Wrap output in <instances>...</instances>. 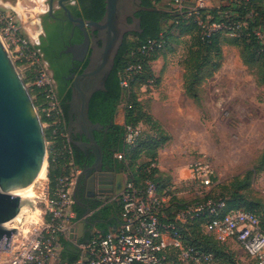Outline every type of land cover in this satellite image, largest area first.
Segmentation results:
<instances>
[{
  "label": "built area",
  "instance_id": "1",
  "mask_svg": "<svg viewBox=\"0 0 264 264\" xmlns=\"http://www.w3.org/2000/svg\"><path fill=\"white\" fill-rule=\"evenodd\" d=\"M32 1L35 7L25 4L24 0L0 1V34L22 74L24 68L31 76V81L26 82L46 133L50 132L47 136L48 168L51 158L55 160L58 155L63 156V172L52 184L47 170V180L40 194L32 199V204L23 208L17 218L6 224L16 231L10 237L9 247L0 248V264H220L214 252L196 247L182 231V224L200 216H206L203 223L206 233L224 244L237 243L252 264H264V218L249 209L227 210L225 200L196 199L206 196L217 182V170L208 156L190 162L192 182L189 185L194 197L172 220L162 210L170 194H161L158 183L150 176L145 177L142 186L134 178L127 177L124 190L111 201L120 204L114 224L105 230L95 228L88 239L79 238L75 226L79 216L75 208L74 187L81 167L76 162L74 146L69 139L68 119L54 78L38 46L44 0ZM154 1L160 3L164 0ZM166 1L180 13L195 15L204 36L219 30H228L234 35L246 23L241 20L233 24L211 21L209 13L202 18L199 11L206 9L207 12L213 0ZM247 16L252 18L253 11ZM253 32L264 46V18ZM163 43V40L149 38L137 51L144 55L162 48ZM142 69L140 60L130 63L122 85L129 88ZM154 85L155 79L149 78L141 89L146 91ZM118 111H122L123 116L120 124L124 127V149L115 156L124 159L138 144L143 127L141 123L125 122V106H120ZM57 137L62 142L60 151L54 147ZM152 167H158V158L144 168V172L149 174ZM169 191L175 195V188ZM68 244L75 246L78 253L65 262L63 249Z\"/></svg>",
  "mask_w": 264,
  "mask_h": 264
},
{
  "label": "trees",
  "instance_id": "2",
  "mask_svg": "<svg viewBox=\"0 0 264 264\" xmlns=\"http://www.w3.org/2000/svg\"><path fill=\"white\" fill-rule=\"evenodd\" d=\"M264 0H225L219 4L213 3L211 7L200 10V16L206 18L209 13L212 18L211 21H224L226 23H235L238 20L246 22L245 25L240 27L233 37H230L228 30L214 31L210 36H204L202 27L198 24L195 15L188 16L187 13H180L175 10L171 4L167 3V7H170V11H152L141 10L136 13L141 17L142 32H129L126 34L123 45L116 57L115 65L106 80L105 89L98 90L94 93L90 101V118L94 122H100L107 128V131L96 130L94 132L96 139L100 143L104 154L108 157L119 161V168L127 172L128 168L132 166L133 162L140 156L141 152H145L146 157L149 158L143 164H139L135 169V180L139 186H142L145 177L150 176L154 181L158 183L159 191L161 194H170L169 205L164 203L163 212L169 220H172L176 213L185 207L187 202L193 200H179L173 191L166 190L168 186V179L159 175L158 167H152L149 174L144 172V168L151 164L153 160L158 158L159 150L170 138L166 135L163 126L159 123L154 116L150 113L149 108L139 100V92L141 86L147 82L149 78L155 79V85L157 84V78L153 69V62L159 58L163 52L166 44L168 43L171 31L173 28L185 27L187 32H198V37L190 46V53L187 59L184 61L185 70L183 74L184 88L189 97L195 100L200 99V91L202 84L220 69L224 60L223 44L233 43L239 48L240 56L243 63L248 67H259L258 83L264 84V46L260 44L258 38L253 32L255 26L261 23L264 18ZM159 1L143 0V4L146 6H156ZM253 11L252 18L248 17L249 13ZM170 18V20H169ZM188 20L191 24L185 25V21ZM243 31V33H240ZM133 33L136 36V40H128L127 36ZM149 38L163 40V47L149 51L147 54H141L138 47ZM140 60L143 65L142 71L135 77V80L131 82L129 88H125L122 85V79L126 71L127 66ZM87 63V62H86ZM86 65V64H85ZM151 88H148L149 90ZM146 90V91H147ZM58 96L61 99L63 108L65 110L68 119V104L67 101L71 96V89H63L58 91ZM125 106V122L134 125L142 124L148 126L150 133L146 137H141L138 144L134 149L126 154L124 159H118L115 154L118 151L124 149V127L122 124L115 121V114L120 106ZM143 127V126H142ZM50 132H47V136ZM74 146L75 158L77 164L80 165L77 157V148ZM54 147L57 151H60L62 142L60 138H55ZM129 159L130 162L125 161ZM64 157L57 156L55 160L51 158L48 168V175L54 184L55 177L63 172ZM239 179V178H237ZM236 178L233 180V186L238 185ZM217 180L216 185L208 192L204 197H197L199 200H206L212 198L215 201L225 200L226 209L231 208H244L255 211L262 218H264V212L257 210L255 207H242L239 202V194L236 190H231L232 187L225 182L218 181V176H215ZM240 186V185H238ZM215 188L220 190L231 192L232 195L229 200L222 196H215L213 191ZM75 208L79 211V206L75 205ZM120 209V204L115 202L112 206L108 205L99 213L104 221L101 227H106V223L115 221L117 212ZM99 213H94L93 217H98ZM201 218V219H200ZM196 217L193 220H189L187 223L182 224L181 228L185 234L186 239L193 243L198 248H203L214 252L219 260L220 264H227L226 258H229L227 245L219 242L213 235L206 233L202 228L206 216Z\"/></svg>",
  "mask_w": 264,
  "mask_h": 264
},
{
  "label": "water",
  "instance_id": "3",
  "mask_svg": "<svg viewBox=\"0 0 264 264\" xmlns=\"http://www.w3.org/2000/svg\"><path fill=\"white\" fill-rule=\"evenodd\" d=\"M141 10L170 11L171 8L162 4L146 6L143 0H105L101 19L85 20L80 17L78 26L85 39L70 49L73 53L81 52L80 61L86 56L88 61L84 69L73 76L71 84L69 139L76 145L73 138L75 132L86 137L80 146L93 150V167L99 174V187L103 192L111 187L106 200L121 194L125 188V176L121 173L120 184L113 176L105 180L101 175L103 149L94 132L104 128V125L90 118V101L96 91L105 89L126 34L142 32L141 17L136 15ZM117 116L118 110L115 119ZM48 153L47 133L33 94L0 34V248L9 247L10 237L16 231L6 224L17 218L26 205L32 204V200L25 196L35 184L45 161L48 170ZM74 197L78 203L75 194ZM77 231L82 239L85 224L81 223ZM63 253L66 262L71 255L78 253V249L68 244Z\"/></svg>",
  "mask_w": 264,
  "mask_h": 264
},
{
  "label": "rangeland",
  "instance_id": "4",
  "mask_svg": "<svg viewBox=\"0 0 264 264\" xmlns=\"http://www.w3.org/2000/svg\"><path fill=\"white\" fill-rule=\"evenodd\" d=\"M24 3L36 6L32 0H24ZM167 3L164 0L158 4L166 6ZM262 3L264 5V1ZM184 24L191 23L186 20ZM182 28L185 29L184 26L172 29V35L159 55V71L163 68V72L173 78L183 77L184 61L189 56L191 44L198 37L197 31L189 33ZM127 39L133 41L136 36L130 33ZM223 52L222 66L205 83L200 91V99L189 97L192 102L188 106L189 135L181 138L182 144H179V148L173 145L172 149H179L189 162L208 156L214 162L217 175L219 174V183L225 182L232 187L231 190L238 192L240 206L255 207L264 212V84L258 83V65H244L239 48L235 44H223ZM23 73L25 80L30 82L31 76L24 68ZM116 118L117 122L121 123L120 116ZM150 132L149 127L143 125L142 137L152 134ZM165 132L170 139L163 146L171 140V135ZM159 149L157 148V151ZM148 160L145 152H141L128 168V177L135 179L137 166ZM125 162L129 163L130 160ZM234 178H239L237 183L240 186H233ZM46 180L47 178L45 182ZM191 182L192 179L185 189H189L193 194L189 185ZM213 194L227 200L232 195L231 192H223L220 188H215ZM226 245L229 255V258H226L227 264H252L237 243Z\"/></svg>",
  "mask_w": 264,
  "mask_h": 264
},
{
  "label": "flooded vegetation",
  "instance_id": "5",
  "mask_svg": "<svg viewBox=\"0 0 264 264\" xmlns=\"http://www.w3.org/2000/svg\"><path fill=\"white\" fill-rule=\"evenodd\" d=\"M44 4L38 46L54 78L56 89L58 91L71 89L73 76L80 73L88 61V56L80 61L78 58L82 56L81 52L73 53L70 50L85 39L84 32L78 26L79 19L80 17L85 20L101 19L105 11V0H44ZM88 33L92 37L90 30ZM102 129L107 131V128ZM73 138L77 143L75 146L81 167L74 187V194L78 200L75 205L79 206L80 215H86L81 220V223L85 224L82 239H88L95 228L104 224L103 219L99 217L101 216L99 212L108 205V202L112 203L111 201L117 196L110 200L105 199V196L111 193V187L105 188L104 192L99 187V174L93 167L95 163L93 150L89 147L84 149L80 146V143L86 140V137L81 133L75 132ZM118 165V160L108 157L103 151L101 175L105 180L113 176L122 184L121 173H123L125 176L123 181L126 183V172L120 169ZM88 210L90 211L87 212ZM97 212L99 213L98 217H93L94 213Z\"/></svg>",
  "mask_w": 264,
  "mask_h": 264
},
{
  "label": "crops",
  "instance_id": "6",
  "mask_svg": "<svg viewBox=\"0 0 264 264\" xmlns=\"http://www.w3.org/2000/svg\"><path fill=\"white\" fill-rule=\"evenodd\" d=\"M214 2L219 4L220 2H225V0H213V3ZM160 60L161 57L153 62L157 84L147 91L141 89L138 95L139 100L149 108L154 118L161 123L163 128L171 135V140L159 149L158 155L159 175L168 179V186L164 191L175 188L176 198L185 201L193 198L192 192H190L189 189H185L192 176V171L189 167L190 162L182 152H179V149H172V146L176 145L179 148V144H182L181 138L189 135L188 106L192 102H190L191 100L184 88L183 77L181 76L178 78L177 76V78H173V76L167 74V72H163V68H161L160 72ZM208 80H210V78L202 84L201 90H203V86ZM118 115L122 122V111H118ZM169 199L170 197H167L165 201L167 205H169ZM112 204L114 203H109L108 207H111ZM76 211L79 217L75 220V226L78 227L82 222V219L80 220L82 215H80L77 209ZM111 224H113V222H108L106 223V227H99V229H108Z\"/></svg>",
  "mask_w": 264,
  "mask_h": 264
},
{
  "label": "bare ground",
  "instance_id": "7",
  "mask_svg": "<svg viewBox=\"0 0 264 264\" xmlns=\"http://www.w3.org/2000/svg\"><path fill=\"white\" fill-rule=\"evenodd\" d=\"M46 177H47V164L45 161L43 169L40 172V174L38 175L35 184L27 192V194L25 196L26 199L32 200L34 197H36L37 195L40 194V192L42 191V187L44 185Z\"/></svg>",
  "mask_w": 264,
  "mask_h": 264
}]
</instances>
